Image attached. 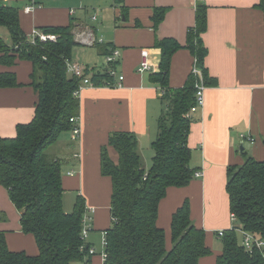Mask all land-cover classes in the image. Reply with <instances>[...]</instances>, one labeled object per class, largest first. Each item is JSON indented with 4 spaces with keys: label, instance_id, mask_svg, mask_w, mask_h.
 I'll return each instance as SVG.
<instances>
[{
    "label": "crops",
    "instance_id": "crops-1",
    "mask_svg": "<svg viewBox=\"0 0 264 264\" xmlns=\"http://www.w3.org/2000/svg\"><path fill=\"white\" fill-rule=\"evenodd\" d=\"M21 1L26 4L19 8L20 23L28 35L34 28L73 23L75 46L80 47L77 61L83 65L101 71L109 44L121 53L123 85L88 86L81 90V133L74 141L71 130V137L60 152L64 209L65 195L74 194L77 198L81 194L85 215L91 217L86 243L96 253L90 255V264H104V247L98 238L112 223L113 183L102 173L101 148L108 145L111 159L117 162L118 151L108 144L110 134L132 132L138 139L143 166H151L152 142L162 111L161 85L153 79L161 61V49L155 46V40L173 37L185 46L188 30L195 24L197 4L208 5V28L203 34L208 48L205 65L217 84L206 88L205 103L193 115L188 139L192 150L190 165L202 170L203 175L186 186L167 189L160 202L158 223L171 245L172 216L188 200L191 219L206 231V244L212 250L199 264H216L223 248L217 232L234 225L226 189L227 169L244 163L242 143L255 159H264V14L257 6L259 0H36L39 4L28 13L24 8L29 0ZM87 3L102 7L100 17L92 18V24L85 21ZM156 7L168 10L155 29ZM143 49L149 51L152 69L140 72ZM99 55L103 56L102 61ZM195 62L189 49L177 50L171 60L169 85H185ZM7 71L14 72L18 81L15 86L0 87V135L10 137L16 135L19 124L28 123L35 116L38 93L32 85V61L17 59L11 66L0 62V73ZM0 233L11 251L38 254L35 236L23 230L21 213L1 183Z\"/></svg>",
    "mask_w": 264,
    "mask_h": 264
},
{
    "label": "trees",
    "instance_id": "trees-1",
    "mask_svg": "<svg viewBox=\"0 0 264 264\" xmlns=\"http://www.w3.org/2000/svg\"><path fill=\"white\" fill-rule=\"evenodd\" d=\"M257 6L264 14V0H259ZM167 10L155 8V29ZM207 11V4H197L195 24L188 30L185 46L173 37L155 40V46L161 49V61L153 79L161 85L162 111L152 142L151 166H143L138 139L132 132L110 134L108 144L118 151L117 162L111 159L108 145L101 148L102 173L113 183L112 223L105 231V264H199L202 257L212 252L206 244V231L191 219L188 200L172 216L171 245L158 223L160 202L167 189L186 186L196 171L190 165L192 150L188 143L194 117H187L186 112L195 103L199 77L191 72L185 85L171 87L174 53L182 47L189 49L207 87L217 84L205 65L208 48L203 34L208 28ZM73 26L41 27L46 33L56 34L57 40L32 43L21 27L19 8L0 0V30L6 27L10 35L7 41L0 33V62L11 66L17 59L32 61V85L38 93L33 119L19 124L15 136L0 135V183L21 213L23 230L35 236L39 247L36 255L11 251L0 233V264L90 263L91 247L83 235L85 200L79 194L73 210L64 209L62 157L60 150L54 149L61 133L73 129L71 118L80 115V99L75 95L80 80L69 75L66 64L77 44ZM15 46L19 48L12 49ZM110 48L109 44L108 52ZM92 69L96 84L104 85L108 73ZM17 84L14 72L0 73V87ZM243 153L247 154L244 163L227 169L226 189L231 213L237 219L235 227L225 230L221 237L223 248L216 264H264V248L246 250L236 229L240 225L264 239V159H255L245 148Z\"/></svg>",
    "mask_w": 264,
    "mask_h": 264
},
{
    "label": "built area",
    "instance_id": "built-area-1",
    "mask_svg": "<svg viewBox=\"0 0 264 264\" xmlns=\"http://www.w3.org/2000/svg\"><path fill=\"white\" fill-rule=\"evenodd\" d=\"M37 1L36 0H29L28 4L24 8L25 12H31L36 6H37ZM92 18L94 20L98 19L97 15H93ZM29 38L31 39L32 43L35 41H55L57 40V35L53 33H46L42 31L40 28H34L31 33L29 34ZM121 62V53L116 47H111L109 52L105 54V63H104V68L102 69L106 73H108L109 79L105 82L104 85L102 86H109V87H119L123 85V81L125 79V76L123 74H120L119 70V64ZM66 64H67V70L68 72L72 75L77 77L79 81V86L78 89L75 91V95L80 94L81 90L88 86L92 87H98L100 85H97L96 82L93 79V74L94 70L89 67L85 66L79 62L74 61L72 58H67L66 59ZM152 69V65L149 61V51L148 49H143L142 50V60L138 66V70L140 72L143 71H149ZM192 72L199 77L198 81L196 82V99L194 105L191 106V108L186 112L187 117H192L198 110L201 108L204 103H205V90L207 88V85L204 82L203 74L202 71L196 66V64L193 67ZM71 121L74 123V127L72 129V139L76 141L79 138V135L81 133V128L78 123V117H72ZM78 155V154H76ZM203 175L202 170H196L194 172V176L199 178ZM231 218L232 220L236 221V216L234 213H231ZM91 220V217H88L84 215L83 218V235L84 237H87L89 231H90V225L88 222ZM233 227H235L233 225ZM231 227V228H233ZM238 231H240L243 235V240L242 244L245 247L246 250L248 251H253L255 248L258 249H263L264 248V239L260 238L257 234L246 231L242 228V226H237L236 228ZM225 233V230H219L217 232V235L219 237H222ZM106 245H107V240H106V235L105 233L103 234V247H104V252H103V257H104V262L107 256L106 253ZM90 255H93L96 253L95 248H90L89 249ZM85 264H90V263H85ZM105 264V263H104Z\"/></svg>",
    "mask_w": 264,
    "mask_h": 264
},
{
    "label": "rangeland",
    "instance_id": "rangeland-1",
    "mask_svg": "<svg viewBox=\"0 0 264 264\" xmlns=\"http://www.w3.org/2000/svg\"><path fill=\"white\" fill-rule=\"evenodd\" d=\"M45 1V0H44ZM92 2H94V3H97L95 0H93ZM9 4H11V5H14V6H16L17 8H21V7H23L25 4H26V2L25 1H21V0H10V2H9ZM87 8H88V10H87V12H86V19L87 20H85L88 24L90 23V24H92L90 21H92V17L91 16H93V15H97V16H99L100 14H101V12H102V7H101V4H91V3H87ZM87 8H85V10L87 9ZM93 14V15H92ZM100 17V16H99ZM0 33L5 37V39L7 40V41H10V35H9V32H8V30L6 29V27H3L1 30H0ZM75 37V36H74ZM21 45V44H20ZM20 45H19V47H20ZM18 46H15V48H13L12 47V49H18L17 48ZM79 49V50H78ZM79 53H80V47H77V46H74L73 47V50H72V59L74 60V61H76V62H79V61H77V60H79L78 58H79ZM99 57L101 58V60L100 61H102V58H103V56L101 55H99ZM80 63V62H79ZM82 64V63H81ZM69 75H71L70 73H69ZM69 137H71V131H63L62 133H61V138H62V140L60 139L59 140V142H58V144L57 145H54V149H56V150H60V152H61V150L62 149H64V145H65V141L69 138ZM248 154L250 155V153L248 152ZM246 155L247 154H245L244 155V158H246ZM251 156V155H250ZM75 198H76V195H74V194H67V195H65V201H66V205H65V210H66V212H71L72 210H73V207H74V205L73 204H75ZM74 202V203H73ZM67 208H69L68 210H67ZM235 223H236V221H235ZM237 234H238V239H239V241L240 242H242V240H243V235H242V233L240 232V231H237ZM100 237V236H99ZM98 240L103 244V236H102V238L100 237V238H98ZM222 241H220V243H221Z\"/></svg>",
    "mask_w": 264,
    "mask_h": 264
},
{
    "label": "water",
    "instance_id": "water-1",
    "mask_svg": "<svg viewBox=\"0 0 264 264\" xmlns=\"http://www.w3.org/2000/svg\"><path fill=\"white\" fill-rule=\"evenodd\" d=\"M244 148H245V147H244V145H243V143H242V145L240 146V150L243 151Z\"/></svg>",
    "mask_w": 264,
    "mask_h": 264
}]
</instances>
